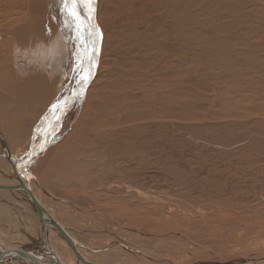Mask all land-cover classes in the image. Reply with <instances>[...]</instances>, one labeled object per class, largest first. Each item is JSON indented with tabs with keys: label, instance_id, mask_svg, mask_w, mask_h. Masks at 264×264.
<instances>
[{
	"label": "rangeland",
	"instance_id": "obj_1",
	"mask_svg": "<svg viewBox=\"0 0 264 264\" xmlns=\"http://www.w3.org/2000/svg\"><path fill=\"white\" fill-rule=\"evenodd\" d=\"M138 1H96L94 22L100 26L98 15L103 13L111 23L107 27H110L106 32L108 38L101 31L97 59L101 47L106 44L105 52L117 60L111 72L103 76L106 79L99 92L86 93L81 98L80 106L75 109L79 111L73 112L77 114L75 119L73 117V124L69 126L68 118L65 125L69 130L54 142L53 151L41 164L36 162L40 169L36 171L37 181L49 189L85 199L88 204L97 201L121 207L140 220L148 216L163 223H176L174 231L188 233L185 237H193L192 241L197 242L184 239L178 243L180 254L174 252L171 255L172 263L181 264L189 257L205 256L208 252L224 258L244 256L252 250L256 252V249L262 252L264 0ZM4 4L0 1V5ZM121 8H125V18L120 15ZM128 14L133 18L129 19ZM122 18L132 24L120 27ZM60 20L63 22L62 18ZM100 66L97 63L93 76ZM48 93H51L49 103L54 93ZM44 98L31 107L27 105L29 110L19 101L20 108L16 101L17 111L20 110L21 114L10 111L14 120L9 118L8 110L6 116H0L9 124L5 125L11 127V130H2L11 147L26 138L32 148L39 143L38 139L42 142L47 138L48 143H53L57 132L60 134L62 117L47 123L48 116L41 125H50L52 128L47 130L51 132L43 129L45 132L40 131L36 137L33 135L34 122L47 112L50 104L42 102ZM121 99L125 103L122 109L119 107ZM3 107L0 106L2 112ZM120 132H124L122 136ZM154 132L155 139V136L152 138ZM29 135H33L30 140ZM101 141L116 146L124 144L123 147H130H127L129 152L126 156L114 155L106 162L102 157L105 145L101 146ZM71 169L75 175H70ZM52 209L56 213L63 212L60 208ZM233 221L239 226L233 227ZM255 226L261 228L255 229L256 232ZM162 233L173 237L165 230L159 235ZM247 233L259 237L244 235ZM2 247L7 249V243L0 244ZM211 260L203 263L213 264Z\"/></svg>",
	"mask_w": 264,
	"mask_h": 264
},
{
	"label": "bare ground",
	"instance_id": "obj_2",
	"mask_svg": "<svg viewBox=\"0 0 264 264\" xmlns=\"http://www.w3.org/2000/svg\"><path fill=\"white\" fill-rule=\"evenodd\" d=\"M0 1L5 3L4 5H0V106H4L3 112L0 109V113H1L0 116L3 117L6 116L5 112L6 110H8L9 118H11V120H14L15 118L11 116L13 113H9L10 111L14 113L16 112V114H21L20 110L19 112L17 111L18 107L15 103L18 102L19 107L20 104L22 103L25 109L29 110L30 107L34 105L36 101H40L41 97L42 98L46 97L42 102L47 101L48 103V99H49L48 97L51 95V93L48 92H53L54 93V95L52 96L53 100L49 102L50 104L48 103L49 105L47 106L48 107L47 112L43 113L45 116L43 115L44 117L42 116L40 117L39 120H37V122L36 121L34 122L35 124L32 130V132L34 131L33 135H35L36 137L37 136L36 134H39L40 131L41 133H43L47 129L52 128L50 125H44V126L41 125L42 120H46L45 118H47L48 116H49L48 118L50 119L49 122L47 123H50L51 121L54 120L57 121L59 117H62L61 120L59 121L60 134L56 131L57 135L55 136L57 137L56 138H54L55 136L53 137L55 140L47 136L48 138H51L53 140V143H51V141L48 143L49 139L45 137L46 139L44 138L45 140L42 142L39 141L38 139L39 143L36 146H34V148L30 146L28 138L24 139L21 143L17 144L16 146L11 147L6 141V138L2 131V130L5 131L11 130V127L7 126L9 124L4 123L3 119H0V137L3 139L4 144L9 152L8 155L7 153H5V151L2 148H0V175H2L0 176V244L6 242L8 247L7 249L2 247L3 249L0 248V251L10 253V255L11 254L32 255V253L34 252H40L43 255V251H47V256H49L48 258H50L54 262V264H144V263L145 264H178V262L172 263L171 261L172 258H170L171 255H173L174 252H178L177 247L179 248L181 247L178 246V243L181 244V242H183L184 239L188 241H192L193 237L187 238L185 237L186 234L184 235L182 233L174 231L175 230L174 225L176 223L174 224L172 222L171 224L168 223L167 221H166L167 223L166 222L163 223V221L160 220H153L152 217L150 219L148 216H145L147 213L143 215L146 218L144 219L141 218L142 220H140L135 215H129V213L123 211L121 207L114 205L108 206L106 203L105 204L100 202L97 203V201L91 202L93 204H88L86 203L85 199L77 198L73 195L67 194L62 190L49 189L37 181L38 173L36 174V171L38 170L39 167L37 164H41L42 160L46 158L53 151L52 146H54L53 145L54 142L58 140V138L62 137V134H64L69 130V127L65 125L66 123H68L67 119L70 118L69 126H71L73 124V117L75 119L77 116V114L74 115L73 112L79 111V109L77 111H75V109H77L80 106L81 103L80 100L82 99L77 98V96L75 95L78 91V72L75 71L74 68L76 67V64L78 62L77 53L82 52V49L80 47L79 42L75 40L76 34L73 31V28L71 26L64 25L65 13L62 11V0H10V1L0 0ZM42 1L44 2V4L41 5L40 2ZM96 1L97 0H95L94 8L96 7ZM139 3H143V2H139ZM124 7L126 8V5ZM125 8L120 9L121 14L120 13L119 14L122 15V17L126 15V12L124 11ZM101 10H103L102 7ZM110 13L111 12H109L108 14ZM168 13H170L169 10ZM79 14L81 19H86L89 13L87 9L83 5H81L79 8ZM131 16L132 15L130 14L128 18L130 19ZM60 18L63 19V22H61ZM124 18L120 19L122 20L119 23L120 27H128L130 23L132 24V22L129 23V21ZM135 19L133 20V22L135 21ZM98 20L100 22V26L97 24V22L95 23L94 20L93 22L99 28L98 36H99V45H100L101 36H102L101 31L104 32L106 37L107 29H110V27L109 28L107 27L111 23H108L110 20L107 22V17L106 15H103V13L102 16L98 15ZM111 22H113L112 18H111ZM49 30H50V34H49ZM59 34H60V39H59ZM105 51H106V44H103V47H101L100 57L98 59L96 57V61L98 64H101L100 67L102 69L99 68L100 70L96 72L95 76H92L93 79H90L91 81H89L87 85L88 87H86L87 89L85 90L86 92L84 95H86V93L87 95H93L99 92L101 83L106 79L103 78V76L108 72H111V68L113 67L115 60H117L112 56L109 57L108 55L110 53ZM72 63H73V67L71 66ZM138 67L139 66H137V68ZM116 71L118 72V70ZM94 73H95V69H94ZM152 83L155 84L154 82ZM147 85L148 84H146V86ZM6 90L8 91L5 94L4 92ZM46 93L48 95H43ZM84 97L85 96H83V98ZM19 101L21 103H19ZM119 101H120L119 107L122 109L125 106V103L123 102V99ZM4 102H6L7 104L5 103L6 104L5 105ZM57 102H59L61 105V108L59 110L50 107L51 105ZM27 105H30V107H27ZM124 109H126V107ZM21 116H23V114ZM1 120H2V125H1ZM132 122H134V119ZM160 128L159 130L162 129ZM43 129L46 130L44 131ZM47 132L50 133L51 130L49 131L47 130ZM123 133L120 132L119 135L122 136ZM33 135L31 136L29 135V140L32 138ZM86 135L88 134L86 133ZM153 136H155V132L152 134V138ZM155 138L156 136L153 139ZM34 139L32 140V143L34 142ZM100 144L101 146L102 144L105 145V148L102 149L104 155L102 157L104 160H106V162L110 161L114 157V155L117 156L118 154H121L122 156H126V153L129 152V149L127 148L129 146L125 145L126 147H123L124 144H120V146H116L117 144L112 145L111 142L106 144L104 141H101ZM1 146L2 145H0V147ZM131 153L133 154L132 151ZM11 155L14 156L16 159L15 158L12 159ZM37 155H40L38 159H37ZM124 158L126 159V157ZM4 172L6 174L3 175L2 173ZM7 172H14L15 174H18L20 176L19 178L20 180L15 178L13 173H7ZM71 174L75 175L76 172L71 169L70 175ZM25 191L29 193L31 197L39 201L38 203H40V206L43 208V211L46 214V216L49 218V220H52V222H54L59 232H61L68 238H71L69 239V241L70 244H72L73 246L70 245L68 242H66L64 239H62L60 235L56 232V230L52 228H48L46 232V236L48 235L47 242L43 241V236L45 237V235L44 234L42 235L41 226L43 224L41 220V214L33 206H30L29 203H26L24 197H30V195L25 193ZM52 207L63 209V212L56 213L52 209ZM254 213L255 211L253 212V214ZM257 213L261 214V212L259 211ZM229 219L232 220V218ZM240 219L238 217V220ZM211 220L213 219L211 218ZM192 221L194 222V220ZM192 221L190 220V222ZM207 221L209 220L207 219ZM235 221L237 220L235 219ZM226 223H228V221ZM232 223H230V225H232ZM235 223L233 224V227L234 225H237V222ZM238 224H241V222ZM201 225L204 226V224ZM208 226L211 227L212 225L210 224ZM259 227L260 226H258V228ZM198 228L199 227H197V229ZM258 228H256L255 226L254 230L255 229L258 230ZM162 230L163 231L165 230L168 233L170 232V234H173V237L165 236L163 233L162 234L164 236L159 235L160 232H162ZM219 230L221 231V228ZM195 231H199V230H195ZM242 231H243V226H242ZM250 231L251 230H249L248 232ZM155 232L157 233V236L154 235L156 234ZM221 232H223V230ZM202 234H204V230ZM248 234L249 233L244 235L248 236ZM255 236L256 239H258L259 236L258 237L257 235ZM175 239L177 240L179 239V241L176 242ZM73 242H77L78 244L75 245L73 244ZM192 242L195 243L197 241H195L194 239V241ZM117 243L121 245L120 249L115 247ZM199 244L202 245V243ZM259 246L260 245H258V247ZM160 247L163 248L162 253L165 252L163 255L162 253H160ZM189 247H191V245ZM101 248L104 249L101 250ZM182 251L184 250H181L180 252ZM252 251L250 253L245 254L244 256L238 255L228 258L219 257L221 255L215 256L214 254L208 252V254L205 256L199 255L192 258L189 257V259L188 260L186 259L185 262L183 260L182 263L181 261L179 263L204 264L205 262L203 263V261L205 260L208 261V259H212L211 261H213V264L214 263L215 264H245V263L264 264V250L262 252L257 251V249L256 252L254 251L252 252ZM178 253L176 254L178 255ZM169 260L170 262H167ZM0 264H21V263L20 262L13 263L6 260L5 257L0 256Z\"/></svg>",
	"mask_w": 264,
	"mask_h": 264
},
{
	"label": "snow or ice",
	"instance_id": "obj_3",
	"mask_svg": "<svg viewBox=\"0 0 264 264\" xmlns=\"http://www.w3.org/2000/svg\"><path fill=\"white\" fill-rule=\"evenodd\" d=\"M95 0H62V11L65 13L64 25L71 26L75 32V40L79 42L82 52L77 53V64L74 68L78 72L77 98H82L86 87L94 74L96 57L99 52V28L94 24ZM83 5L87 11L86 19H81L79 8ZM50 34V30H49ZM66 104V102H65ZM59 110V102L50 106Z\"/></svg>",
	"mask_w": 264,
	"mask_h": 264
},
{
	"label": "water",
	"instance_id": "obj_4",
	"mask_svg": "<svg viewBox=\"0 0 264 264\" xmlns=\"http://www.w3.org/2000/svg\"><path fill=\"white\" fill-rule=\"evenodd\" d=\"M0 145H2L0 148H2L5 151V153H7L9 155V152H8V150L4 144V141L1 137H0ZM11 158L14 159L15 157L11 155ZM7 173H13L15 178L20 180L19 179L20 176L18 174H15L14 172H7ZM2 174L4 175L6 173L4 172ZM0 176H2V175H0ZM25 193H27V192L25 191ZM27 194H29V193H27ZM24 199H25L26 203H29L30 206H33L41 214V220H42V224H43L41 226L42 235L43 234L45 235V237L43 236L44 242H47L48 235L46 236V232H47L48 228H52V229L56 230V232L60 235V237L62 239H64L66 242H68L70 244L69 239H71V238H68L67 236H65L64 234L59 232V230L56 227V225L54 224V222H52V220H49V218L44 213L43 208L40 206V203H38L39 202L38 200L31 197V195H30V197H24ZM73 244L76 245L78 243L73 242ZM70 245H72V244H70ZM115 247L120 249L121 245L119 243H117ZM103 249L104 248H101V250H103ZM92 250H93V248H92ZM44 252H45V254H44ZM0 256L5 257L6 260L13 262V263L20 262L21 264H54V262L50 258H48L49 256H47V251H43V255L40 252H34V253H32V255H26V254H21V255L20 254H17V255L11 254L10 255V253L0 251Z\"/></svg>",
	"mask_w": 264,
	"mask_h": 264
}]
</instances>
